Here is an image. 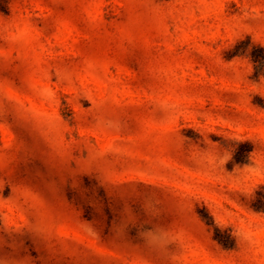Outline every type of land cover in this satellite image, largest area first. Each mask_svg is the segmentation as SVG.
<instances>
[{"label":"rangeland","instance_id":"1","mask_svg":"<svg viewBox=\"0 0 264 264\" xmlns=\"http://www.w3.org/2000/svg\"><path fill=\"white\" fill-rule=\"evenodd\" d=\"M256 45L264 0H0V264H264Z\"/></svg>","mask_w":264,"mask_h":264},{"label":"trees","instance_id":"2","mask_svg":"<svg viewBox=\"0 0 264 264\" xmlns=\"http://www.w3.org/2000/svg\"><path fill=\"white\" fill-rule=\"evenodd\" d=\"M250 60L255 64V70L257 73L262 71L264 76V46L256 45L250 51ZM243 149L239 147V150L235 153V157L238 158L242 156Z\"/></svg>","mask_w":264,"mask_h":264},{"label":"clouds","instance_id":"3","mask_svg":"<svg viewBox=\"0 0 264 264\" xmlns=\"http://www.w3.org/2000/svg\"><path fill=\"white\" fill-rule=\"evenodd\" d=\"M227 162L228 161L226 160L225 163H227ZM151 232H152L151 229H147L144 232L138 233V235H140L142 239H145L146 242L151 243L152 239L154 238V236L150 235Z\"/></svg>","mask_w":264,"mask_h":264}]
</instances>
